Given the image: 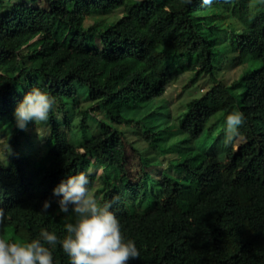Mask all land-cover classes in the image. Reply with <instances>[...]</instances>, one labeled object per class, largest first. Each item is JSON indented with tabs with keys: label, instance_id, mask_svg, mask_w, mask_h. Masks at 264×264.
Returning a JSON list of instances; mask_svg holds the SVG:
<instances>
[{
	"label": "trees",
	"instance_id": "obj_1",
	"mask_svg": "<svg viewBox=\"0 0 264 264\" xmlns=\"http://www.w3.org/2000/svg\"><path fill=\"white\" fill-rule=\"evenodd\" d=\"M12 1L0 0V129L13 150L0 157V238L28 242L47 230L62 239L75 217L59 210L53 189L83 172L140 252L128 264H264V183L224 179L236 139L264 135V0H46L47 27L27 10L37 0ZM96 14L115 20L89 25ZM185 73L210 85L175 114L164 94ZM33 87L56 100L44 152L28 131L35 123L22 131L14 116ZM233 111L245 119L226 144ZM133 125L136 144L175 155L156 175L135 147L141 192L128 171L123 126ZM256 160L264 153L247 164ZM53 257L70 264L59 244Z\"/></svg>",
	"mask_w": 264,
	"mask_h": 264
},
{
	"label": "clouds",
	"instance_id": "obj_2",
	"mask_svg": "<svg viewBox=\"0 0 264 264\" xmlns=\"http://www.w3.org/2000/svg\"><path fill=\"white\" fill-rule=\"evenodd\" d=\"M194 0H184L191 4ZM210 6L213 0H200ZM56 100L39 87H33L17 105L14 116L18 129L27 130L34 122L37 133L43 137V128L48 125ZM244 114L233 111L226 117L227 135L230 143L238 135V127L244 122ZM7 153L11 151L7 145ZM89 178L83 173L70 175L53 189L59 210L73 213L74 222L66 223V235L61 239L54 232L41 230L39 238L28 242H12L0 238V264H54L53 249L57 244L70 260V264H128L138 259L140 252L133 240H126L119 219L110 210L111 203L101 205L89 188ZM51 206L43 203V209ZM71 206V208H70ZM4 210L0 208V222ZM51 246V247H50Z\"/></svg>",
	"mask_w": 264,
	"mask_h": 264
},
{
	"label": "rangeland",
	"instance_id": "obj_3",
	"mask_svg": "<svg viewBox=\"0 0 264 264\" xmlns=\"http://www.w3.org/2000/svg\"><path fill=\"white\" fill-rule=\"evenodd\" d=\"M19 1L13 0L12 3ZM31 13L36 15L37 21L42 23L45 27L49 24V13H50V5L46 2V0H37L31 6ZM115 20L114 14H96L88 17V24L91 25L98 21L111 22ZM223 23L226 25H230L234 22V20L229 16V12L226 11L224 13V17L221 18ZM230 45V44H229ZM242 71L241 67H237L231 71H229L224 79L231 83L234 79L238 78ZM225 75V74H224ZM193 74L185 73L178 77L175 81H173L167 88L164 96L172 103L173 109H184L186 104L191 101L193 98L201 96L203 93L208 91L209 85H206L207 79L199 78L197 84H192ZM176 112L175 114H177ZM125 132L127 134V151H128V171L129 176L132 180V186L136 188L137 191L141 192V189L138 188L140 181L143 176V156L146 155L149 158V163L154 164L152 167V171L157 175L158 171L164 168V163H167L170 158H173L175 155H166L162 151L157 148H149L147 144H136V141L139 139L136 136L134 131L139 130V126L133 125L130 127L123 126ZM134 129V130H132ZM142 130V129H141ZM140 130V131H141ZM29 133L34 136H38L39 146L42 152H44L45 141L49 136V124L43 128V137H41L35 128H30ZM92 135V131L89 132V136ZM36 136V137H37ZM82 136V132L80 129L75 128L72 133V140L78 145L81 144L79 137ZM10 135L4 133L0 129V157L3 158V154L7 153V145H10ZM256 143H250L244 137H239L236 139L233 149L228 155L225 163L226 169L224 173V179L227 182H231L236 179L240 173H243V177L240 184L246 183H264V163L261 160H256L254 163L248 165L247 161L249 158L255 157L257 155H261L264 153V135H261L257 138ZM135 147L141 149L144 155L137 151ZM145 148V149H144ZM11 149V148H10ZM148 149V150H147ZM13 150L9 152V155L12 154ZM168 156V157H167ZM6 157V156H5ZM8 159V157H7ZM98 175H103V170L98 171ZM101 186L100 183L97 184V189L94 192L97 200L101 199V195L98 196V189ZM142 188V187H141Z\"/></svg>",
	"mask_w": 264,
	"mask_h": 264
}]
</instances>
